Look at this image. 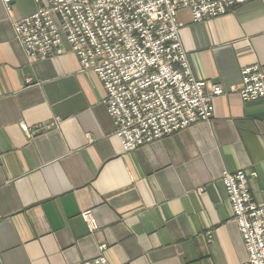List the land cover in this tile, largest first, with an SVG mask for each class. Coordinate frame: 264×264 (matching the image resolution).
Listing matches in <instances>:
<instances>
[{
  "label": "crops",
  "instance_id": "crops-1",
  "mask_svg": "<svg viewBox=\"0 0 264 264\" xmlns=\"http://www.w3.org/2000/svg\"><path fill=\"white\" fill-rule=\"evenodd\" d=\"M35 9L34 0H13L9 14L0 0V264L245 261L222 174L246 172L264 204V98L244 102L230 91L214 98L211 122L126 151L100 79L66 40L61 54H26L14 23ZM178 18L206 86L239 87L243 67L264 64V0L201 22L188 9Z\"/></svg>",
  "mask_w": 264,
  "mask_h": 264
},
{
  "label": "built area",
  "instance_id": "built-area-1",
  "mask_svg": "<svg viewBox=\"0 0 264 264\" xmlns=\"http://www.w3.org/2000/svg\"><path fill=\"white\" fill-rule=\"evenodd\" d=\"M1 1L12 14L13 0ZM247 1L34 0L35 11L16 20L14 30L32 61L61 54L63 41L69 43L82 70L100 79L115 134L129 151L194 123L211 122L217 96L237 91L244 102L264 98V64L243 67L239 87L206 86L194 76L181 41V9L201 22ZM222 182L247 250V259L238 264H264V204L255 201L243 170H224ZM82 215L94 230L91 212ZM79 264L110 263L99 255Z\"/></svg>",
  "mask_w": 264,
  "mask_h": 264
}]
</instances>
